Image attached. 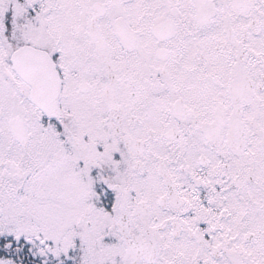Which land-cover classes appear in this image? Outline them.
Masks as SVG:
<instances>
[{"label":"snow or ice","instance_id":"obj_1","mask_svg":"<svg viewBox=\"0 0 264 264\" xmlns=\"http://www.w3.org/2000/svg\"><path fill=\"white\" fill-rule=\"evenodd\" d=\"M0 264H264V0H0Z\"/></svg>","mask_w":264,"mask_h":264}]
</instances>
